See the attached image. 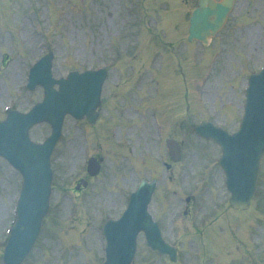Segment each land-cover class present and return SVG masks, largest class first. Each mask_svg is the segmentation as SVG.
<instances>
[{
	"label": "rangeland",
	"instance_id": "1",
	"mask_svg": "<svg viewBox=\"0 0 264 264\" xmlns=\"http://www.w3.org/2000/svg\"><path fill=\"white\" fill-rule=\"evenodd\" d=\"M153 1L155 0H142V2L141 0H0V114L2 115L3 110L8 106L15 105L19 109H27L41 97L40 91L29 92L25 87L30 66L47 52L48 46L52 47L56 55L55 76L61 77L71 70L97 67L107 59L108 55L115 54V51L118 53L121 48L129 45V56L119 59L113 70L114 82L117 84L120 82L127 90L125 94L116 98L117 104L120 105H111L109 108V113L114 116L116 128L113 127L111 132L106 133L100 124L94 129L86 127L88 130L85 131L82 123L70 118L66 121L64 135L54 156L56 171L53 208L38 242V249L30 256L27 264H101L104 244L99 241L94 226L101 224L98 217L120 210L127 191L134 187L142 156L146 158L145 165L152 161V157L160 162L166 159L165 149L162 150L164 144L157 134L159 130L165 138L174 137L185 142V159L176 169V180L170 186H166L169 174L161 165L158 175L162 191H168L169 187L170 189L173 187L179 190L181 196L197 195L200 201L198 203L209 205L212 202L227 201L228 194L223 192L222 176L218 170L214 172L217 178L213 176L210 180L214 187L213 192L205 195L201 190L194 189L196 171L213 156H219L220 150L212 143L199 141L193 134L191 124L211 117L216 122H227L230 128L236 126L235 120L227 121L224 115L228 116L225 112H237V108L235 106L224 108L222 101L239 106L244 99L247 74L259 70L264 63V0H237L229 22L210 48L205 49L198 44V48L195 45L194 49L188 50V55L184 51V42L187 39L189 17L198 0H181V3L178 0H156V3ZM135 2H137L136 7ZM170 3L171 13L168 7ZM154 7L164 14L161 18L156 16L158 11L155 15ZM158 15L160 16V13ZM166 15L170 21L167 19L169 22L162 31L174 40L167 38L165 41L162 40L161 44L157 41V34L161 35L160 29L165 27ZM175 24L182 26L179 35L173 30ZM163 36L161 35V38ZM253 36L256 40H253ZM179 39H182V43ZM172 41L177 42V45L175 46ZM179 58L181 60L189 58L191 66L195 64L194 67L189 68L181 64L183 71L185 69L184 76L187 81L190 78V68L196 72L190 84L193 89L191 114L186 111L182 96L183 89L171 95L174 91L171 85L176 86L179 82V75L176 73L178 64L175 63ZM197 62L198 64L202 62V67L196 68ZM208 69H210L208 73L200 77ZM157 70L163 74V78L162 75L157 76L160 80L157 82L160 83L163 79L169 87L166 83H162L161 89L153 93L157 86L150 73L155 74ZM127 76L143 79L130 85L127 84L128 82L121 83L128 80ZM140 87L143 88L142 92ZM167 90H169V99L174 100L171 113L165 111L168 103L165 96ZM161 105H166L161 108L163 113L158 107ZM156 108L161 112L158 118L160 124L153 117ZM220 112H224V115ZM109 113L102 121L106 123L109 121ZM48 132L49 128L42 126L36 129L34 136L41 139ZM117 135L119 136L116 137ZM112 145L116 146V151L112 150ZM93 154L105 158L102 173L93 180L86 192L77 195L76 181L86 178L85 162ZM195 155L201 156V161L193 167L191 162ZM191 168L194 169L193 173ZM146 173L149 174L150 171ZM191 175L195 176L190 178ZM20 183V176L0 159V236L1 231L5 230L4 225L12 219ZM261 184L264 185V174ZM179 197H174L176 203L179 202ZM255 203L256 216L251 220L253 222L248 230L249 239L246 237L245 241L239 237L235 239L237 243H243L240 258L244 259L246 264H264L262 192L257 195ZM153 208V211L163 212L161 216H165L164 226L168 232L172 225L171 213L175 207L167 206L164 210L161 204H157L153 205ZM99 209H103L101 213H98ZM104 209L107 212H104ZM220 210H225V216L224 213L222 215L229 219L227 206ZM73 213L75 214L70 219ZM191 215L190 213L186 216L182 215L178 219L176 237L181 242L180 246L183 250L179 262L211 264L203 254V250L201 251V245L193 243L199 239L195 238L194 231L197 226L192 221L196 220V217ZM230 217L229 221L220 220L201 233V240L207 253L211 255L215 251L218 252L214 257L219 261L215 264H225L220 261L224 252L235 246L232 242V232L228 228L237 227L240 232H244L248 227L247 223L243 222L244 214L230 213ZM245 217H249V214ZM52 220H58L65 227V233L68 229L67 234H58L55 225L52 227V223L55 222ZM248 220L250 221L247 218L246 221ZM222 228H226V231L221 232ZM74 232L75 236H71ZM4 235L0 240H3ZM142 240L136 264H158V258L153 256L143 238ZM203 259H205L204 263ZM234 259L235 255L230 252L228 264H232ZM0 264H2L1 260ZM163 264L170 263L164 261Z\"/></svg>",
	"mask_w": 264,
	"mask_h": 264
},
{
	"label": "water",
	"instance_id": "2",
	"mask_svg": "<svg viewBox=\"0 0 264 264\" xmlns=\"http://www.w3.org/2000/svg\"><path fill=\"white\" fill-rule=\"evenodd\" d=\"M228 6L224 4L222 5H215L214 8H211L210 10H208L212 15L214 14H222L225 11H227ZM206 9L202 6L201 9H199L193 20H192V29H191V34L192 36H196V37H200L205 39L207 35L210 34V30L215 28V23L218 22V18L217 20L214 22L209 21L208 17H205V15L208 13V11H205ZM205 11V12H203ZM214 13V14H213ZM10 142L9 146H10V156L14 162L15 165H17L18 167H20L24 173V175H28L27 173H30V165L25 163V165L21 164V162H17L18 159H20V150L23 149V146L21 144H19L13 137H10L8 134L6 133H2L1 135V142L5 143V142ZM21 148V149H20ZM26 180H27V176H26ZM28 183V181H27ZM27 183L25 185L24 188V195L26 194L28 187H27ZM33 194V193H32ZM32 194L30 195V204L31 207L34 206L35 203H33V198H32ZM23 195V196H24ZM40 208V207H39ZM42 209V208H40ZM112 253V260L109 261L108 264H114L117 263L121 260V258L119 257V255L115 254V252H111ZM130 258V256H128ZM117 264H124L123 260L120 261ZM125 264H129V263H125Z\"/></svg>",
	"mask_w": 264,
	"mask_h": 264
},
{
	"label": "bare ground",
	"instance_id": "3",
	"mask_svg": "<svg viewBox=\"0 0 264 264\" xmlns=\"http://www.w3.org/2000/svg\"><path fill=\"white\" fill-rule=\"evenodd\" d=\"M253 40H256V37L255 36H253Z\"/></svg>",
	"mask_w": 264,
	"mask_h": 264
}]
</instances>
